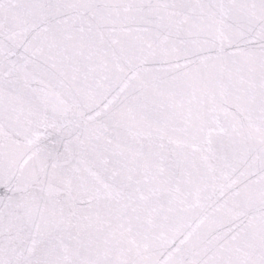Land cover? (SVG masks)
Returning <instances> with one entry per match:
<instances>
[{
    "label": "snow or ice",
    "instance_id": "obj_1",
    "mask_svg": "<svg viewBox=\"0 0 264 264\" xmlns=\"http://www.w3.org/2000/svg\"><path fill=\"white\" fill-rule=\"evenodd\" d=\"M0 264H264V0H0Z\"/></svg>",
    "mask_w": 264,
    "mask_h": 264
}]
</instances>
